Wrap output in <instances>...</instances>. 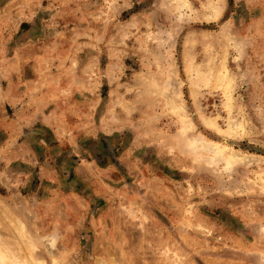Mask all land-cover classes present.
I'll list each match as a JSON object with an SVG mask.
<instances>
[{
	"label": "rangeland",
	"instance_id": "1",
	"mask_svg": "<svg viewBox=\"0 0 264 264\" xmlns=\"http://www.w3.org/2000/svg\"><path fill=\"white\" fill-rule=\"evenodd\" d=\"M185 1L0 0L3 264H264V0Z\"/></svg>",
	"mask_w": 264,
	"mask_h": 264
},
{
	"label": "bare ground",
	"instance_id": "2",
	"mask_svg": "<svg viewBox=\"0 0 264 264\" xmlns=\"http://www.w3.org/2000/svg\"><path fill=\"white\" fill-rule=\"evenodd\" d=\"M176 1L179 5L178 6L179 9L187 7V5H186L187 2L185 0H176ZM207 9L209 10V15L207 17L208 20H211V19L215 20L221 14V10L218 7V5H216L214 0L209 1ZM224 77H227V76H224ZM229 90H231V89H228V92H229ZM174 100H175V98H174ZM173 104H175V103H173ZM170 106H171V104H170ZM172 107L174 110L175 109L174 106H172ZM183 122L186 123V121L184 119H183ZM210 123H208L207 125L211 126L212 124H210ZM186 126L187 127L184 128L185 133L188 132L189 129L191 128V126H188V125H186ZM188 144L190 147H192V149L194 151L206 153L207 154L206 161L209 165L222 163L224 165L225 171H227L229 169H234V167H237V166L250 165L251 162H253V161L255 162V161L263 160V159H260V157H257L255 155H249V154L243 153L241 151H238V150H235L232 148L230 149L227 146L221 145V144L216 143V142L205 140L202 137H200V138L198 137L195 140H191L190 142H188ZM259 179L262 181L261 177ZM5 260L6 259L1 258L0 262H2V264H3Z\"/></svg>",
	"mask_w": 264,
	"mask_h": 264
}]
</instances>
